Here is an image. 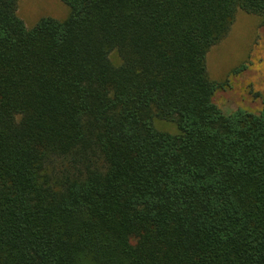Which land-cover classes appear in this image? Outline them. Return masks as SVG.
<instances>
[{
	"label": "trees",
	"instance_id": "1",
	"mask_svg": "<svg viewBox=\"0 0 264 264\" xmlns=\"http://www.w3.org/2000/svg\"><path fill=\"white\" fill-rule=\"evenodd\" d=\"M18 1L0 0V264H264V94L225 115L207 71L264 0H61L31 29Z\"/></svg>",
	"mask_w": 264,
	"mask_h": 264
},
{
	"label": "rangeland",
	"instance_id": "2",
	"mask_svg": "<svg viewBox=\"0 0 264 264\" xmlns=\"http://www.w3.org/2000/svg\"><path fill=\"white\" fill-rule=\"evenodd\" d=\"M69 8L61 0H19L18 16L28 29L46 18L64 21L69 17ZM112 61L119 63L118 56ZM207 71L215 82L228 83L218 92L214 103L225 115L238 109L258 114L262 102L254 93L264 94V25L255 15L238 11L228 35L214 46L207 57ZM158 130L176 134L174 125L156 122Z\"/></svg>",
	"mask_w": 264,
	"mask_h": 264
}]
</instances>
